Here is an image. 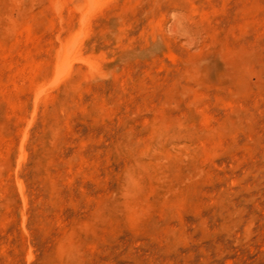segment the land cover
<instances>
[{"label": "rangeland", "instance_id": "1", "mask_svg": "<svg viewBox=\"0 0 264 264\" xmlns=\"http://www.w3.org/2000/svg\"><path fill=\"white\" fill-rule=\"evenodd\" d=\"M0 264H264V0H0Z\"/></svg>", "mask_w": 264, "mask_h": 264}]
</instances>
